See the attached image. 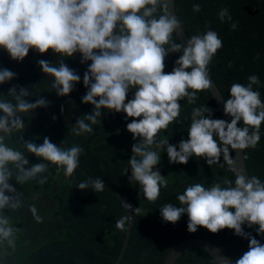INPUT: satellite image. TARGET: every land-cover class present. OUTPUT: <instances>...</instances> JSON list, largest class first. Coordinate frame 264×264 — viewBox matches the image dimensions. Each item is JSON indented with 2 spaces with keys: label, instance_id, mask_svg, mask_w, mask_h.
Returning a JSON list of instances; mask_svg holds the SVG:
<instances>
[{
  "label": "clouds",
  "instance_id": "clouds-1",
  "mask_svg": "<svg viewBox=\"0 0 264 264\" xmlns=\"http://www.w3.org/2000/svg\"><path fill=\"white\" fill-rule=\"evenodd\" d=\"M164 7V0H0V48L17 62L23 61L30 49L40 54L51 49L59 55L61 59L55 65L43 59L37 62L42 72L52 78L51 89L57 96L70 94L81 80L63 58L78 53L81 63L90 61L83 74L87 91L81 102L93 105V110L76 119L73 132L91 134L92 126L101 123L103 110L123 112L125 120L132 118L126 129L139 142L132 145L128 166L121 175L130 168L129 183L138 184L139 194L150 202H155L161 188L168 186V180L156 167L162 151L166 150L169 163L186 164L189 158L197 157L210 167L223 157L231 165L230 150L255 149L264 122V101L260 92L253 90L260 80L253 74L246 85L233 83L229 98L223 100V111L231 117L230 122L213 119L214 110L201 105L192 108L187 140L172 145L167 137L159 136L173 123L182 122L180 101L187 98L188 104H195L197 94L210 87L209 65L223 47L218 33L209 27L210 22H206L205 32L187 38L186 45L174 42L172 35L180 25L162 11ZM192 10L200 12L201 5L194 3ZM217 17L222 23L231 22L232 30L238 26L227 8H221ZM177 52L182 54L172 71L165 72L166 57ZM15 76L8 69H0V84ZM133 89L132 98L127 99ZM29 95V90L19 85L9 88L7 96L0 95V258L15 251L22 231L5 215V210L18 211L24 206L22 194L9 181L22 185L35 180L43 185L49 164L55 166L57 174L62 172L71 178L84 152L78 145L57 146L48 137L37 145L18 135L17 142L24 150L10 146L7 140L11 134L21 133L26 127L22 117L48 106L44 98L29 102L25 99ZM25 152L47 163L25 167L29 165ZM104 185L105 181L96 177L76 183L75 187L102 192ZM176 200L179 206L166 203L159 208L164 222L175 224L187 214L190 233L198 227L213 234L225 228L233 230L234 235L248 239V250L226 264H264V244L244 231V226H257V235L264 234V182L257 176L238 175L234 181L225 177L207 187L193 183ZM122 206L127 214L116 221V228L124 231L133 214H139L141 209L127 202ZM28 211L34 220L42 222L35 204L29 205Z\"/></svg>",
  "mask_w": 264,
  "mask_h": 264
},
{
  "label": "trees",
  "instance_id": "trees-1",
  "mask_svg": "<svg viewBox=\"0 0 264 264\" xmlns=\"http://www.w3.org/2000/svg\"><path fill=\"white\" fill-rule=\"evenodd\" d=\"M194 3L201 5L200 12H193ZM221 8H227L232 20L238 22L235 30L231 29V22L222 23L218 19L217 13ZM162 11L165 13V8ZM174 11L188 38L205 32L206 22H210L211 30L216 31L223 41V47L209 65V75L223 99L229 98V88L233 83L246 85L247 78L255 74L260 84L253 85V90L259 91L264 101V0H174ZM172 39L179 43L174 33ZM257 53L259 59H256ZM181 54L170 53L166 57L165 72L172 71L174 62ZM41 59L55 65L61 57L51 49L44 54L30 49L23 61L17 62L0 48V69L16 73L14 79L0 84V95L7 96L9 88L19 85L31 93L25 98L29 102L34 103L39 98L49 102L47 107H39L25 114L22 117L25 129L21 133L11 134L7 142L23 151L16 139L18 135L37 145L48 137L57 146L69 148L78 145L83 147L84 152L71 178H66L62 172L57 174L55 166L49 164L48 171L43 174L47 176V182L43 185L35 180L22 185L14 180L9 181L22 194L24 206L18 211L5 210V215H9L13 225L22 231L18 233L15 251L6 258H0V264H112L124 234V231L116 228V221L126 215V211L122 202L107 189L94 192L90 188L79 190L75 187L86 177H99L105 181V185L124 195L133 208L141 209L139 214L132 216L120 264H160L174 243L190 236L215 242L233 261L248 250V239L234 235L233 230L225 228L213 234L198 227L195 233H190L187 231V214L172 224L164 222L159 211L166 203L179 206L176 196L193 183H202L207 187L225 177L234 181L232 164L229 165L223 157L210 167L203 158L197 157L189 158L186 164L169 163L166 150L162 151L156 167L168 180V186L161 188L155 202L148 201L139 194L138 184L129 183L130 168L127 174L121 175L122 169L128 166L132 145L139 142V138L133 140L126 129L132 118L125 120L126 114L123 112L103 110L101 123L92 126L91 134L76 135L73 132L76 119L93 110V105L81 102L87 91L83 85V74L90 61L81 63L78 53L71 58H63V62L75 70L81 80L74 85L70 94L57 96L51 89L52 78L38 66L37 62ZM133 93L134 89L128 93L127 99H131ZM197 95L195 104H188L187 98L180 101L179 120L182 122L173 123L159 134L161 138L167 137L169 144L178 145L181 139H188L187 128L194 107L205 105L214 110L213 119H220L209 91L206 89ZM260 135L255 149H244L242 152L249 177L257 176L264 182V122ZM25 157L29 160V165L25 167L45 162L27 152ZM31 204L37 207L42 222L34 220L28 211ZM256 227L244 226V231L264 244V234L257 235ZM174 264L216 263L201 248H188Z\"/></svg>",
  "mask_w": 264,
  "mask_h": 264
},
{
  "label": "water",
  "instance_id": "water-1",
  "mask_svg": "<svg viewBox=\"0 0 264 264\" xmlns=\"http://www.w3.org/2000/svg\"><path fill=\"white\" fill-rule=\"evenodd\" d=\"M164 3L166 5L165 8V13L168 15L173 16L177 21L179 22V19L176 16V13L174 11V0H164ZM179 28L177 29L176 32H174L175 37L179 41V43L186 45V40L188 36L186 35L185 31L183 30L181 23L179 22ZM210 87L207 89L213 99L215 108L218 112L219 118L223 119L225 121L230 122L231 117L228 115L224 114L223 111V96L213 81V79L210 77ZM230 154L232 156L233 163L231 165V169L233 173L235 174V178L238 175H243L245 177H249L246 166H245V161L243 157V152L242 150H230ZM105 189H107L110 193H112L115 197H117L121 202H127L125 199V196L117 192L115 189L111 188L108 185H104ZM128 203V202H127ZM126 214L127 210L125 209ZM128 215L131 216V211L128 212ZM132 221V219H131ZM131 221L129 222L128 225H126V230H124V234L122 237L121 244L118 248V251L113 258L112 264H120V259L123 255L126 243H127V238L129 236V231H130V226H131ZM188 248H201L205 252H207L210 257L214 260L216 264H226V261L228 260V257L224 253V251L213 241L204 238V237H199V236H190L183 238L176 243H174L165 253L164 257L162 258L160 264H174L176 259L179 257V255L185 251Z\"/></svg>",
  "mask_w": 264,
  "mask_h": 264
},
{
  "label": "flooded vegetation",
  "instance_id": "flooded-vegetation-1",
  "mask_svg": "<svg viewBox=\"0 0 264 264\" xmlns=\"http://www.w3.org/2000/svg\"><path fill=\"white\" fill-rule=\"evenodd\" d=\"M90 177H86V179L85 180H87V179H89ZM7 194V193H6ZM8 256V255H7ZM7 256H4L5 258L7 257Z\"/></svg>",
  "mask_w": 264,
  "mask_h": 264
}]
</instances>
